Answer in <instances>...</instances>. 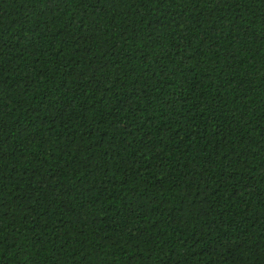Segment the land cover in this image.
Here are the masks:
<instances>
[{"label":"trees","instance_id":"16d2710c","mask_svg":"<svg viewBox=\"0 0 264 264\" xmlns=\"http://www.w3.org/2000/svg\"><path fill=\"white\" fill-rule=\"evenodd\" d=\"M0 264H264V0H0Z\"/></svg>","mask_w":264,"mask_h":264}]
</instances>
